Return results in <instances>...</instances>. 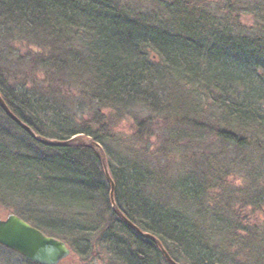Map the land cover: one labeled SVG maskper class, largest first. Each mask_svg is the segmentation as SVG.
Listing matches in <instances>:
<instances>
[{
	"label": "trees",
	"instance_id": "16d2710c",
	"mask_svg": "<svg viewBox=\"0 0 264 264\" xmlns=\"http://www.w3.org/2000/svg\"><path fill=\"white\" fill-rule=\"evenodd\" d=\"M127 1L0 0V94L13 114L43 138L67 141L83 135L99 143L115 182L117 207L142 232L159 240L173 260L223 264L202 226L174 209L171 200L181 191L188 197L181 201L199 204L211 187L209 178L211 183L222 182L213 177V169L207 167L203 179L194 173L178 185L167 181L170 195L162 206L155 196L167 192L163 177L156 184L164 188L148 192L153 175L140 164L135 148L116 151L113 145L147 143L162 130L175 142L207 135L264 152V0H254L252 11L258 13L259 24L250 34L217 22L204 0H156L158 8L144 13L130 10ZM27 40L49 50V59L47 54L34 57L33 66L43 70L51 84L39 89L42 96L55 93L60 85L71 88L84 82L86 101L119 113L141 106L153 116L137 119L129 138H120L116 120L107 122L100 113L80 130L72 129L54 107L52 126L40 127L36 117L44 100L27 91L32 64L27 74L10 68L15 44ZM76 40L85 43V55L66 51ZM204 100L221 112L226 130L202 120L198 102ZM110 191L94 150L46 146L0 106V199L20 196L52 209L37 224L32 214L19 216L66 242L72 255L85 261L170 264L153 239L139 235L113 211Z\"/></svg>",
	"mask_w": 264,
	"mask_h": 264
},
{
	"label": "rangeland",
	"instance_id": "374dc122",
	"mask_svg": "<svg viewBox=\"0 0 264 264\" xmlns=\"http://www.w3.org/2000/svg\"><path fill=\"white\" fill-rule=\"evenodd\" d=\"M213 18L223 25L229 24L237 32L244 34L255 33L253 29L258 26V13L253 12L254 0H204ZM156 0H128L127 7L135 12H148L155 8ZM163 8H160L161 11ZM225 22V23H224ZM16 49L12 52L10 68L13 72H29L32 64V84L28 90L36 92L35 99L42 98L40 109L37 111V121L42 128L52 126L56 120L53 111L57 108L59 118L67 123V126L80 130L86 124L93 121L97 113L104 116L105 120H116V131L120 138H129L133 135V125L137 119L149 117L145 107L130 106L122 113L112 109H104L95 102L86 101L85 83L74 84L71 88L58 87V91L47 95H41L39 89L49 88L50 82L47 75L40 68L33 66L34 57L40 54L49 59V50L44 51L37 45H32L28 40L17 42ZM67 52H79L86 54V45L81 40L66 47ZM155 56V55H154ZM156 58V56H155ZM22 73V74H23ZM70 84V81H68ZM29 93V92H28ZM40 93V94H39ZM30 94V93H29ZM49 94V93H48ZM47 98V99H46ZM57 100V102H54ZM198 110L202 120L213 127L226 130L222 125V114L214 108L212 102L204 100L198 102ZM57 104V105H55ZM156 119V118H155ZM36 122V121H35ZM169 133L156 130L150 142L135 144L133 146L113 145L116 151L126 148L132 149L138 155L141 165L151 171L153 184L148 192L155 193L158 188V178L163 177L165 184L169 181L173 185L188 180L196 173L200 179L204 178L207 167L213 170V177H220L222 182L209 183L205 199L199 204L186 200L187 195L181 191L173 199V207L184 214L204 230L210 248L217 251V256L223 264H264V152L255 149H241L234 145L222 143L216 137L196 135L191 140L176 139ZM165 139L175 142L178 146L166 145ZM257 140V139H255ZM260 143L264 145V139ZM225 174L224 176H221ZM159 191V197L155 196V203L165 206L170 192ZM169 192V194H168ZM259 200L258 206L252 204ZM35 200L15 196L0 199V219L7 218L10 214L21 215L24 212L32 214L34 224L41 223L44 215L52 213V209L39 206ZM77 213V212H76ZM75 213V214H76ZM0 264H33L27 263L19 255L0 246ZM61 264H108L99 259L85 261L75 254L64 260ZM165 264V263H162Z\"/></svg>",
	"mask_w": 264,
	"mask_h": 264
},
{
	"label": "water",
	"instance_id": "95a60500",
	"mask_svg": "<svg viewBox=\"0 0 264 264\" xmlns=\"http://www.w3.org/2000/svg\"><path fill=\"white\" fill-rule=\"evenodd\" d=\"M0 106L8 117L31 134L33 139L51 147L78 146L94 150L100 158L106 176L111 184L110 199L113 211L118 214L139 235L153 239L164 253L170 264H179L172 259L162 243L149 234L142 232L136 225L129 221L119 210L115 201V183L112 179L107 157L102 146L90 137L78 135L67 141H57L43 138L36 134L29 126L24 124L7 106L0 94ZM0 246L15 252L25 260L33 264H61L68 259L72 253L70 247L63 240L47 235L40 229L34 227L20 216L10 214L5 219H0Z\"/></svg>",
	"mask_w": 264,
	"mask_h": 264
},
{
	"label": "bare ground",
	"instance_id": "6f19581e",
	"mask_svg": "<svg viewBox=\"0 0 264 264\" xmlns=\"http://www.w3.org/2000/svg\"><path fill=\"white\" fill-rule=\"evenodd\" d=\"M78 136V135H77ZM114 181V180H113ZM115 183V182H114Z\"/></svg>",
	"mask_w": 264,
	"mask_h": 264
}]
</instances>
